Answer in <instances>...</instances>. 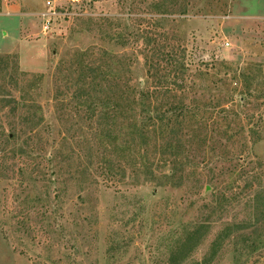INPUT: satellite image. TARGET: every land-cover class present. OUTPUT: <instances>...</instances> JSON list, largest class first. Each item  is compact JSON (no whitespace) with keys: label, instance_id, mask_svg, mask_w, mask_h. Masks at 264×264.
Here are the masks:
<instances>
[{"label":"rangeland","instance_id":"obj_1","mask_svg":"<svg viewBox=\"0 0 264 264\" xmlns=\"http://www.w3.org/2000/svg\"><path fill=\"white\" fill-rule=\"evenodd\" d=\"M51 1L0 2V264H264V0Z\"/></svg>","mask_w":264,"mask_h":264},{"label":"trees","instance_id":"obj_2","mask_svg":"<svg viewBox=\"0 0 264 264\" xmlns=\"http://www.w3.org/2000/svg\"><path fill=\"white\" fill-rule=\"evenodd\" d=\"M1 57L5 58V59H10L12 57L15 58L13 64H14L15 68L17 67V60H16L15 56H11V55L7 54L6 56L0 55V58ZM3 58H1L0 60H2ZM149 64H148L149 69L154 70L152 78L153 77L156 78L155 70H157L158 68L157 69L154 68L152 66V63H149ZM178 69H177V71H179V72H182L184 70V67L182 66V64ZM157 82L159 85L152 87V89L149 88L146 91H143V89H142V93L139 92V97L142 96V98H144L145 100L149 99V102H151L150 100H151V98H153V96H155L157 94L161 95L162 94L161 90L167 89L168 87H167V84L165 83V81H161V79H158ZM0 96L3 97L4 94L0 93ZM139 97H137V99L135 98V101H137ZM142 98L140 100H143ZM97 105H99V104H96L95 106H97ZM101 108H103V106ZM129 111L131 112V115H129L131 127H136L137 125H140L139 130H137L134 133H131L132 144L135 142V138L140 139V141H139L140 143H141V141L145 140L147 132H148L147 131L148 128H154V127L158 126V128L160 130H165V128L168 129V128H171V126H172L171 108L160 109L158 107H152L151 108L148 106V107H143L139 111H135L134 109L129 108ZM102 114L107 116L108 113L107 112L105 113L103 111V113L100 114L101 117L103 116ZM31 130H34V129L32 128ZM166 133H168V131H166ZM169 133H170V131H169ZM15 136H16L15 130L12 132L9 131L7 134V139L13 140L15 138ZM135 145H139V143H136ZM105 164L106 165H104V167H103L102 174L106 179H108V178H111L112 175H114V173L112 171V168L109 165H107V163H105ZM164 177H166L168 179L172 178V165L170 166L168 172L164 174ZM146 178H148V177H146ZM146 180H148V179H146ZM247 238H249L248 235H247ZM252 242L255 243L253 241V239H252ZM254 249H255V246H254Z\"/></svg>","mask_w":264,"mask_h":264},{"label":"built area","instance_id":"obj_3","mask_svg":"<svg viewBox=\"0 0 264 264\" xmlns=\"http://www.w3.org/2000/svg\"><path fill=\"white\" fill-rule=\"evenodd\" d=\"M7 0H0V2H6ZM79 0H69L70 4H74L78 2ZM45 5L49 8L46 12L42 13V16L44 18L42 29L43 31H46L49 29V26L51 25L54 17L59 16L58 13V7L52 3L51 0H46Z\"/></svg>","mask_w":264,"mask_h":264}]
</instances>
